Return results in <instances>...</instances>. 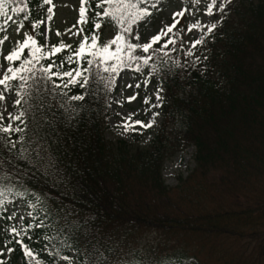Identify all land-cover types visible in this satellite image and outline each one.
Returning a JSON list of instances; mask_svg holds the SVG:
<instances>
[{
	"label": "trees",
	"instance_id": "16d2710c",
	"mask_svg": "<svg viewBox=\"0 0 264 264\" xmlns=\"http://www.w3.org/2000/svg\"><path fill=\"white\" fill-rule=\"evenodd\" d=\"M44 1L5 0L0 9V21L33 31L44 53L23 81H11L20 131L0 132V214L8 219L0 264H70L71 250L77 264H264V0H226L198 54L178 44L138 53L151 57L146 66L165 90L147 148L107 139L117 73L89 53L92 36L101 50L106 27L130 26L152 0H89L80 41H57L70 47L51 56L38 28ZM32 51L9 66L32 60ZM48 63L86 70L88 83L55 88L41 76ZM188 147L195 167L169 186L165 163ZM16 199L31 210L21 226L4 212Z\"/></svg>",
	"mask_w": 264,
	"mask_h": 264
},
{
	"label": "rangeland",
	"instance_id": "374dc122",
	"mask_svg": "<svg viewBox=\"0 0 264 264\" xmlns=\"http://www.w3.org/2000/svg\"><path fill=\"white\" fill-rule=\"evenodd\" d=\"M88 0H52L51 4L44 3L39 7L38 13L41 17L40 28L42 30V43L46 48H52L55 42L62 41L64 43H78L83 35L84 22H79L81 6L84 7ZM226 0H152L143 2L140 9L146 8L151 13L144 15L130 26L110 25L104 29L103 46L114 40L117 36H123V40L118 44H111L110 50L115 51L117 46L122 48L124 53L125 64L122 65L115 77V86L109 97V113L107 119V138L114 142H126L132 148H147L152 143L155 134L158 132L163 121V100L165 90L162 84L155 80L143 60H128L127 45L149 42L153 35L166 29V26L173 24L174 20L178 21L176 27L167 36H162L161 41L152 45V48L164 50L166 48L179 45L183 52L189 56L198 54L205 45L206 40L215 30L219 23L218 14L222 10ZM212 6V14L209 15L207 8ZM54 6V7H53ZM52 8V12H49ZM183 16L174 17L173 14L185 10ZM52 18L49 20L48 17ZM199 23L200 27H195L189 31V26ZM215 24V28L211 26ZM211 29V30H209ZM57 32L60 35H57ZM28 36L35 37V34L25 26H21L18 22L10 20L0 21V78L3 77L6 70L10 67L7 55L12 49L19 46ZM139 37V38H137ZM175 39L174 43L164 46V41ZM179 39V40H178ZM200 40L201 43L193 46V41ZM143 52L142 48L132 49V55L140 57L144 55L138 54ZM105 64L111 65L112 60H105ZM139 64V71L136 65ZM133 85L128 88L127 85ZM140 87L136 88L135 85ZM0 92L3 93L4 99H0V113L4 119L0 120L2 125L11 124L15 127V116L18 114L16 97L9 86L0 85ZM139 93L137 98L128 102L127 97L134 93ZM159 93L160 99H156ZM149 103L145 104V98ZM11 113V116L9 115ZM129 113H136L134 119L143 120L145 123L154 121L151 127L142 128L137 126L136 131H124L122 127V118L127 117ZM158 114V115H157ZM195 149L189 147L168 159L165 163L164 178L170 186L178 183L179 175L186 177L194 169L193 161ZM5 212L9 219L15 224L21 225L25 220L31 219V211L21 200L8 201L5 206ZM8 219L0 215V232L6 230ZM2 249H0L1 251Z\"/></svg>",
	"mask_w": 264,
	"mask_h": 264
},
{
	"label": "snow or ice",
	"instance_id": "6c2138e0",
	"mask_svg": "<svg viewBox=\"0 0 264 264\" xmlns=\"http://www.w3.org/2000/svg\"><path fill=\"white\" fill-rule=\"evenodd\" d=\"M4 3L5 0H0V9H3L4 7ZM45 3L47 4H51L52 0H45ZM84 4V0H81V5ZM212 5H215V0H212ZM224 5H222L221 7H223ZM54 7V6H53ZM185 10H182L180 12L174 13L173 16H183L185 14ZM49 12H52V8H49ZM80 12V20L79 22H84L85 20V12L86 9L85 7L81 6L79 9ZM207 12L209 15L212 14V6L210 5L207 8ZM151 13L148 11V9L146 8H142L140 9L139 13L137 14L136 17L133 18V22H135L138 19L143 18L144 15H150ZM105 15H108V13H105ZM52 17L49 16L48 19L50 20ZM42 23V22H41ZM178 23V21L173 22V24L166 26V29H162L161 32L157 33L156 35H153L151 37V40L149 42L143 43L141 45H137V44H128L127 45V55H128V60H143L144 63H148L149 60H151L150 56H140V57H135L132 55V49H135L137 47L142 48L144 53H148L149 50L152 48V45L161 41L162 36H167L169 33H171L173 31V29L176 27V24ZM201 25L197 22L196 24H193L191 26H189V31H191L193 28L195 27H200ZM97 28L100 27L99 24L96 25ZM211 28H215V24H213L211 26ZM211 30V29H209ZM57 35H60L59 32H57ZM139 38V37H137ZM88 37H84V40L80 43L79 45V49L77 51H74L73 55L76 57H82L84 55L85 49H86V44L88 42ZM92 40V49H94L93 51H91L89 54L93 55V56H99L101 59L103 60H112L114 61V63L111 65V71L112 73L115 75L118 72V69L125 64V60H124V53L122 51V48L117 46L115 48V51L110 50V45L111 44H118L119 41L123 40V36H117L114 40H112L111 42H109L108 44H105L103 46V48L99 51H96V36H92L91 37ZM2 42V41H0ZM175 39H168L164 41V46L167 47L169 44L174 43ZM201 43L200 40H195L193 41V46H195L196 44ZM32 47V60H25L19 67H9L5 74L3 75L2 78H0V85H4L5 87L9 86V81L14 80V79H19L21 81L24 80V76L22 75L23 72H28L29 74H31L32 69L30 67V65L34 62V61H38L39 59H42L44 56V53L42 52V48L40 46H37V41L32 37V36H28V38L26 40H24L23 44H21L20 46H18L17 48H14L12 51H10V53L7 55L6 59L9 62L15 61V60H19L20 59V53L22 52V50L26 47ZM70 47L69 45H65L63 43L59 44V45H53L51 50L47 53V55L51 56L57 52H60L63 50V48H67ZM39 54V55H37ZM191 54V53H189ZM71 60V57L69 58ZM89 63H91V61H88ZM54 65L52 63H48L46 67L43 68L41 76L44 77L45 74H47L46 79L50 80L52 82L53 87L55 88H67L70 85H74V84H79L80 86H85L88 81L85 78L84 74L85 71L84 69H77V68H73L70 70H66V71H51L53 69ZM109 69L106 68L105 71H108ZM136 70L139 71V64L136 65ZM54 77H58L61 81L60 84H57L55 79H53ZM66 78V79H65ZM109 84L114 87V81H109ZM128 88H132L133 85L129 84L127 85ZM136 88H139L140 85L137 84L135 85ZM139 95V93H134L133 95L127 97L128 102H131L133 100H135L137 98V96ZM84 97L83 96H72L70 99L72 100H82ZM0 99H4V95L2 92H0ZM156 99H160L159 97V93L157 92L156 94ZM16 104H20L21 101L19 99H17L15 101ZM145 104L149 103L148 98L146 97L144 100ZM9 115L11 116V113H9ZM23 115V113H21L18 116H15L14 119L19 120L21 118V116ZM136 113H129L127 117L122 118V127L124 129V131H136L137 126L142 127V128H149L152 126V124L154 123V121H149L148 123H145L143 120H139V119H134ZM158 115V114H157ZM4 119L3 114L0 113V120ZM13 130L15 131H20L19 128L13 129L11 124L8 125H0V132H4L5 134H10ZM13 231H16L15 228L12 229ZM25 251L28 255H32V252L30 249H28L25 246Z\"/></svg>",
	"mask_w": 264,
	"mask_h": 264
}]
</instances>
